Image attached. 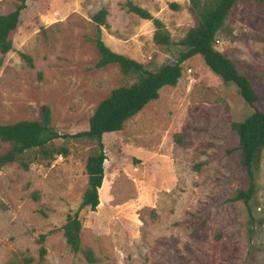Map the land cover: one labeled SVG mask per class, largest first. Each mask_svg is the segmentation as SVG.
<instances>
[{"label":"rangeland","instance_id":"1","mask_svg":"<svg viewBox=\"0 0 264 264\" xmlns=\"http://www.w3.org/2000/svg\"><path fill=\"white\" fill-rule=\"evenodd\" d=\"M126 1L27 0L11 35L13 50L0 53V121L39 118L48 103L60 131L88 129L98 102L125 80L118 63L94 66L100 54L91 17L102 6L109 10L103 39L113 50L152 70L175 61L176 47L155 45L153 22L128 10ZM133 1L161 18L174 39L194 23L190 0H176L180 8L169 6L173 0ZM17 2L0 0V12ZM218 37L215 47L239 62L264 106V2H237ZM253 110L237 84L198 53L183 62L176 85L163 87L122 129L105 132L100 204L81 212L82 241L97 264H264V148L252 199L255 221L243 201H227L248 180L231 124ZM177 132L184 133V145ZM55 143L71 152L34 158L29 170L18 162L0 168V264L24 256L33 257L30 264H88L70 250L61 229L48 235L47 252L38 257L39 234L65 222L87 184L92 142L59 137ZM7 147L0 141V151Z\"/></svg>","mask_w":264,"mask_h":264},{"label":"trees","instance_id":"2","mask_svg":"<svg viewBox=\"0 0 264 264\" xmlns=\"http://www.w3.org/2000/svg\"><path fill=\"white\" fill-rule=\"evenodd\" d=\"M241 0H190L188 10L194 23L180 39H174L166 23L155 16L152 11L133 0H127L128 10L141 17L151 19L154 25L153 43L161 48L177 49L175 61H167L156 70L150 69L147 63L126 53L113 50L103 37V26L109 25L107 14L109 10L102 6L93 15L92 20L97 25L92 38L100 57L94 66L102 67L110 63H118L125 75V80L112 88L111 92L102 98L88 119L89 127L74 133L62 132L52 123L50 104L40 106L39 118H27L14 122L0 121V141L7 142L8 147L0 151V168L5 164L18 162L29 170L34 158L53 159L57 155H68L71 150L67 145H58L55 139L59 137H75L79 140L92 142L86 159L87 184L83 191L78 207L70 209L65 222L48 232H41L37 238L39 242L38 257L42 260L47 252L46 238L58 229L63 230L66 242L72 252L81 255L88 264L99 263V258L93 249L83 244V221L81 212L89 208L97 210L100 204L98 189L105 177V149L104 133L120 130L125 121L136 114L148 102L156 100L166 85H176L183 75V62L201 53L206 63L225 81L236 83L243 98L254 106V110L244 118L235 120L231 124L232 131L238 136L241 162L247 175V185L237 189V192L227 199L233 203L243 201L255 221L252 199L257 192L256 169L259 152L264 148V106L259 105L260 92L252 78L245 72L239 62L215 47L218 32L226 28L227 19L234 5ZM264 2V0H258ZM172 8L182 7V3L173 0L169 2ZM27 7V0H18L13 10L0 12V53L4 55L13 50L11 35L19 26L22 11ZM30 65H34L32 56L20 53ZM184 133L177 132L175 139L184 145ZM233 150H228L229 154ZM34 197L38 194L33 192ZM33 257L24 256L11 259L5 264H30Z\"/></svg>","mask_w":264,"mask_h":264},{"label":"built area","instance_id":"3","mask_svg":"<svg viewBox=\"0 0 264 264\" xmlns=\"http://www.w3.org/2000/svg\"><path fill=\"white\" fill-rule=\"evenodd\" d=\"M220 41V39H219V37L216 39V41L215 42H219Z\"/></svg>","mask_w":264,"mask_h":264}]
</instances>
